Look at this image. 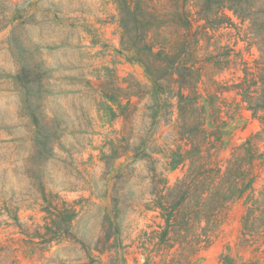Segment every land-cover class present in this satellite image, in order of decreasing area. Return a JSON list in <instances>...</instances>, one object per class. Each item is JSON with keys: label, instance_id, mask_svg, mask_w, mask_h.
<instances>
[{"label": "rangeland", "instance_id": "obj_1", "mask_svg": "<svg viewBox=\"0 0 264 264\" xmlns=\"http://www.w3.org/2000/svg\"><path fill=\"white\" fill-rule=\"evenodd\" d=\"M139 1L164 15V21L171 20V0ZM225 1L241 15L250 9L240 6V0ZM205 2L186 3L201 39L195 91L204 110L180 112L178 85L167 98V110L153 93L145 69L124 46L116 0H0L2 258L16 259L18 264H88L91 257L108 264L109 253L101 255L98 242L107 216L114 212L113 200L119 199L121 241L114 247L126 253V264H224V255L240 263L264 264V216L254 222L251 235L245 234L244 226L251 200L263 199L264 139L259 136L263 126L233 90L244 77L245 62L256 71L255 62L261 58L257 42L264 46V30L258 35L260 21L253 26L226 10L233 25L214 26V30L209 25L206 34L201 30L205 21L198 16L207 15L202 13ZM259 7L254 3L252 10ZM161 31L167 38L174 35L170 29ZM34 75L42 91L35 98V113L55 120L59 127L49 144L54 149L40 158L32 115L24 105L25 87ZM129 103L136 106L134 124L124 134L121 112ZM145 136L156 147L159 170L166 175L169 205L179 199L178 183L192 171L201 173L210 167L223 173L235 148L248 140L259 148L255 162L248 159L244 165L256 175L253 188L227 202L210 224L192 217V201L182 207L181 225L175 227L177 233L170 229L169 236L194 239L187 250L161 241L165 222L162 211L152 207L154 174L145 161L130 159ZM177 151L185 154V161L168 169L167 157ZM104 154L110 157L105 160ZM129 163L133 165L124 174L130 181L125 184L120 182L124 176H119ZM6 171L18 177L14 187ZM40 182L46 183L47 194L60 197L59 202H74L77 210L72 237L43 251L31 243L32 234L46 225ZM123 185L127 199L122 190L114 196ZM254 217L257 220V213Z\"/></svg>", "mask_w": 264, "mask_h": 264}, {"label": "trees", "instance_id": "obj_2", "mask_svg": "<svg viewBox=\"0 0 264 264\" xmlns=\"http://www.w3.org/2000/svg\"><path fill=\"white\" fill-rule=\"evenodd\" d=\"M119 11V24L123 32L124 46L129 51L133 52L135 61L145 69V73L153 85V93L159 95L162 105L168 106L167 98L174 91V85H178L177 98L179 100V111H203L204 107L200 105L199 95H196L195 84L199 79V31L194 30L193 24L195 20L192 17L191 11L188 9L187 0H171L172 15L170 21H164V15L152 11L142 6L139 0H116ZM240 6H249L248 13L241 15L233 5L225 0H206L203 11L207 15H200L199 20L205 21L201 26V30H205L206 34L209 25L217 28L224 24L233 25L232 19L225 13L226 10L233 11L234 15L242 19V21L250 20L255 26L256 20L260 21L257 29L258 35L264 30V0H240ZM259 4V11H253V4ZM213 16L218 18L211 21ZM258 16V17H257ZM211 22L214 25H211ZM162 28L173 30L170 38L162 36ZM153 36H152V35ZM261 52L260 60L256 61V71H252L245 62L243 69L244 77L242 80L233 86V90L241 97L242 103L251 111L253 117L259 119L263 126V131L259 136L264 139V46L257 42ZM230 62V61H229ZM188 90L189 93H185ZM230 90V89H228ZM40 79L34 75V80L29 86L25 87L24 95L26 101L24 105L32 115V125L34 130V141L36 148V156L39 158L46 155L50 150L51 137L58 133V125L55 120L47 121L46 117L39 118L36 115V99L41 95ZM181 105H184L181 106ZM186 106V107H185ZM184 109V110H183ZM169 110V107H167ZM136 111V106L129 103L122 107V116L125 119V126L122 133L132 131L134 122L132 118ZM262 139H259L262 141ZM264 141V140H263ZM130 149L126 147L125 154H128ZM156 147L146 138L142 139V144L134 155L130 158L132 162L145 161L146 168L153 173V199L152 207L155 211L161 210V216L165 222V229L161 236V241L172 242L179 244L181 250L191 248L194 239H188L187 236H181L180 239H173L169 236L170 229L177 233L175 227L181 225L179 221V213L183 206L191 201L192 217L199 218L201 222L210 224L214 217L220 212L230 200L242 196L248 190L253 188L256 175L250 174L246 165L249 159L251 164L260 156L259 148L253 143V140H248L241 146L234 149L232 158L228 161L225 171L222 173L220 169L208 168L204 172H191L184 180L178 183L180 193L179 199L174 202L167 203L168 190L166 175L159 170V160L155 158ZM110 156L104 154V159L107 160ZM185 154L180 152H172L170 157H167L168 169H175L185 161ZM132 163H129L120 172L124 179L120 182L127 184L130 181V176L124 174L130 171ZM167 169V171H168ZM160 172V173H159ZM118 178V179H119ZM114 190V196L123 191V197L128 198L125 187ZM38 189L42 195L41 199L44 202L47 217H45L46 225L38 228L35 234L31 236V243L40 246L43 251L46 248H51L53 244L59 243L63 239L71 238V223L77 214L76 206L73 203L62 201L60 197L46 193V183L40 182ZM177 189V188H176ZM175 189V190H176ZM195 197L199 200L194 201ZM119 199L113 200V211L106 220L102 229V237L98 244L102 245L100 250H97L101 255L109 253L108 264H126V253H120V248H115L121 241L119 223H121V215L119 207ZM257 213V220L254 214ZM261 216H264V193L263 199H252L251 205L248 208L246 215L245 234L251 235L254 228V222L259 221ZM254 217V219H252ZM21 227L20 220L14 219ZM38 240L36 242L35 240ZM196 239V238H195ZM200 237L197 238L199 241ZM209 238L207 237L206 240ZM201 242V241H200ZM3 249L0 248V264H18L16 259L2 258ZM88 264H104L102 259L96 261L89 257ZM224 264H255V263H240L230 255L222 257Z\"/></svg>", "mask_w": 264, "mask_h": 264}, {"label": "clouds", "instance_id": "obj_3", "mask_svg": "<svg viewBox=\"0 0 264 264\" xmlns=\"http://www.w3.org/2000/svg\"><path fill=\"white\" fill-rule=\"evenodd\" d=\"M48 42H52L51 41V39L49 38V37H46L45 38ZM6 174H7V176H6V178H7V180L10 182V186L11 187H14V180H15V178H18L16 175H15V177L13 176V174H11L10 172H8V171H6ZM18 191H19V189H18Z\"/></svg>", "mask_w": 264, "mask_h": 264}]
</instances>
